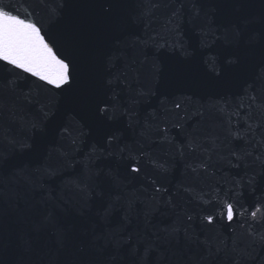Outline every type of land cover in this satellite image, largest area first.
<instances>
[{"label": "snow or ice", "instance_id": "obj_1", "mask_svg": "<svg viewBox=\"0 0 264 264\" xmlns=\"http://www.w3.org/2000/svg\"><path fill=\"white\" fill-rule=\"evenodd\" d=\"M55 4L43 28L0 0V264H264V0ZM129 58L154 82L134 83ZM173 80L242 98L142 112ZM81 98L90 115L74 124L65 101ZM159 143L204 186L162 183ZM224 167L243 174L217 179Z\"/></svg>", "mask_w": 264, "mask_h": 264}, {"label": "water", "instance_id": "obj_2", "mask_svg": "<svg viewBox=\"0 0 264 264\" xmlns=\"http://www.w3.org/2000/svg\"><path fill=\"white\" fill-rule=\"evenodd\" d=\"M99 2H103V0H99ZM255 9L259 10L261 6V0H253ZM7 3V0H6ZM11 4L13 10L17 12V14L28 16L33 20H36L41 27H48V16L53 12L56 7L55 0H48L47 6L42 4L40 0H11ZM107 6V5H105ZM122 12V9H117L114 13V16H118ZM110 23H114V21H105L103 19L99 20L97 23V27L99 31H103ZM140 35H144L142 28L136 29ZM187 39V37H186ZM129 66L125 67L123 70L128 71L130 78L133 82H136V78H139V83H148L149 80L154 82L153 73L156 69L151 64H138L133 63L131 58H129ZM163 68V65H160ZM169 77L174 76L175 69L172 66H169L167 69ZM29 78L28 81L22 82L24 85L25 91L28 89H32L33 95L38 99L43 98V94L40 90L36 89ZM36 83H39L37 81ZM239 90L233 87L228 86H216L209 85L207 87H189L186 85H182L179 82L173 80L167 87L159 88L157 91V95L152 98L150 104H145L141 111L142 112H152L155 109H160V101L163 100L167 103L169 109L172 108L173 102L175 101H184L186 104H189L193 109L200 108L203 106V109H212V106L215 105L216 108L224 107L225 103H239L241 100V95H238ZM66 105L75 107L76 111L80 113V116H76V119L73 121L74 124H82L84 119L89 118V109L86 98H81L77 101H65ZM39 105H36L35 108H38ZM35 108L33 112L29 115L31 117L35 114ZM162 111V109H161ZM214 109L212 112L205 113V121H202V131L210 133L215 127H217L216 117L214 115ZM72 115H75L73 113ZM190 124H193L194 121H190ZM179 130L173 129V134L176 135L177 141L183 140V134H177ZM152 152L155 157L160 158L161 160L168 159L170 164L168 167L170 171L167 175L166 179H162V183L168 185L173 192H175L176 187L182 182L185 184H190L192 186L193 192L199 190V188L203 187V183L201 180L194 178V176H188L185 170V163L179 159L175 161H171V153L169 152L168 145L159 143L153 146ZM190 172V169H188ZM241 172V170L224 167L217 172V179L220 177H233L237 172ZM147 172L149 175H156L154 170L149 165L147 167ZM139 186V183H138ZM151 192V188L148 189ZM185 198H187V194H184ZM192 206V205H190ZM223 232V230H221ZM225 237L231 236V231L223 232Z\"/></svg>", "mask_w": 264, "mask_h": 264}]
</instances>
